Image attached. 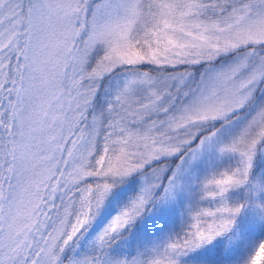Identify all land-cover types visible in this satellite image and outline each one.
Returning <instances> with one entry per match:
<instances>
[{
	"label": "snow or ice",
	"instance_id": "obj_1",
	"mask_svg": "<svg viewBox=\"0 0 264 264\" xmlns=\"http://www.w3.org/2000/svg\"><path fill=\"white\" fill-rule=\"evenodd\" d=\"M0 264H264V0H0Z\"/></svg>",
	"mask_w": 264,
	"mask_h": 264
},
{
	"label": "rangeland",
	"instance_id": "obj_2",
	"mask_svg": "<svg viewBox=\"0 0 264 264\" xmlns=\"http://www.w3.org/2000/svg\"><path fill=\"white\" fill-rule=\"evenodd\" d=\"M115 212V206L112 207V209H110L108 215L114 214ZM258 237H253V239H257Z\"/></svg>",
	"mask_w": 264,
	"mask_h": 264
}]
</instances>
